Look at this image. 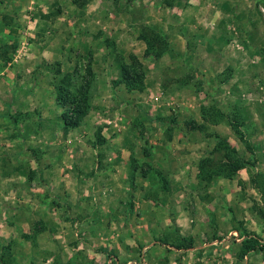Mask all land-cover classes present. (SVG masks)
Listing matches in <instances>:
<instances>
[{"label": "rangeland", "instance_id": "obj_1", "mask_svg": "<svg viewBox=\"0 0 264 264\" xmlns=\"http://www.w3.org/2000/svg\"><path fill=\"white\" fill-rule=\"evenodd\" d=\"M0 4L4 2L0 0ZM67 6L80 12L90 9L95 14L96 17H77L75 27L80 28L79 34L90 33L82 37L87 41L71 45L72 41L66 40L78 32L68 33L64 29L61 49L45 50L41 58L30 62L33 66L26 65L27 76L31 75L34 84L43 81L51 87L52 100L60 113L62 109L54 99L61 75L76 68L81 80L86 66L93 73L86 116L67 131L61 119L62 128L53 129V133H60L55 138L59 142L56 167L84 169L82 159L91 154L99 162L95 170L106 171L109 162L99 161V149L106 156L108 147L116 139H123L124 154L114 144L108 155L123 156L124 176L118 178L115 185L120 187L116 191L114 184L100 185L105 187V194L93 191L86 200L77 195L80 188L76 191L73 187L77 197L70 200L66 192L55 194L49 183L42 187L36 170L54 150L40 144L50 135H39L42 106L41 100H37L48 98L31 96L30 88L25 96L27 111H7L14 126L11 124L10 133L5 132L6 128L0 134V155L13 154L12 144L5 140L14 138L24 140L21 149L28 152L25 158H17L15 165L6 158L0 161V173L2 168L8 169L3 164L15 168L27 164L25 187L17 186L19 193L4 189L7 181L0 176V264H264V255L258 250L248 252L242 260H238L237 254L244 241V230L264 242V193L250 182L256 172L264 174V0H174L168 7L162 0H53L46 5L27 0L20 10V23L12 13L2 18L12 22L8 23L9 34L10 40H14L5 51L10 60L3 61L2 70L21 75L17 65L29 58L32 41L38 35L43 40L55 37L56 30L38 32L37 19L50 20L49 12L55 15ZM99 7L107 10L102 17L97 16L102 12L99 13ZM4 8L0 5L2 11ZM163 8L176 14L172 19L183 16L180 27L166 28L159 23ZM148 10L155 22L149 23ZM108 11L115 16L106 18ZM121 16L127 23L122 35H117V42L111 33L118 21L115 19ZM103 25L107 26L106 33L95 27ZM144 25L167 36L168 51L159 59L143 54L145 44L137 37ZM130 54L144 66L143 92L127 91L123 85L112 83L118 76L116 59L123 56L128 61ZM120 86L135 95L118 93ZM100 92L104 94L99 96ZM14 94L17 95L11 105L17 107L19 96L17 91ZM204 104H216L228 114L242 113L247 143L226 122L207 124L205 132L192 130L187 122L202 121L200 109ZM215 133L252 164L238 170L232 179L217 178L203 186L196 178V166L199 158L216 145ZM187 141L198 146L185 151ZM180 163L186 167L180 169ZM28 171L33 172L31 179ZM161 175L167 179V190L160 189ZM120 201L127 203L122 212L132 215L129 225L118 222L108 231L105 221L101 226L89 223L94 219L93 211H108ZM29 204L35 207L28 209ZM18 211L23 219L10 221L11 214ZM56 218L59 224L53 223ZM66 221L69 223H62ZM40 224L44 229L35 239L20 237V233L32 234L34 226ZM112 231L121 235L113 237ZM177 234L192 237L194 246L199 247L171 253L151 245V239L168 235L173 240Z\"/></svg>", "mask_w": 264, "mask_h": 264}, {"label": "crops", "instance_id": "obj_2", "mask_svg": "<svg viewBox=\"0 0 264 264\" xmlns=\"http://www.w3.org/2000/svg\"><path fill=\"white\" fill-rule=\"evenodd\" d=\"M4 2V4H0L3 8H6V12L2 11L3 9H0V99L2 101V103H0V134L3 133L2 130H5V132H7V130L9 131L11 128V124L13 125V121H11V118L9 116H7V111H10L12 108L15 109V111L17 112H24L27 111V106H26V102H25V96L27 95L28 91L30 90V95L31 96H35L37 99L38 98H51V99H38L37 101L41 100V119H39V124H40V131H39V135L40 136H47L50 135L47 141L43 142L40 141L41 145L46 146V148L49 146L50 150H54V154L52 153V156L47 159L46 157L44 158V164H40L39 168L37 169L35 168H31V169H37L36 170V175H37V180L39 179L40 182H42V187H44V183H49L51 190H54L56 193L55 194H64L66 192V195L70 196V200H73L74 198L77 197V195H82V199L86 200L87 199V195L93 194V191H97L96 193H99L104 195L105 194V187L100 186V185H110V184H118L117 180L118 178H121L122 176H124V172H123V167H125V165L123 164V156H120L119 154L115 153V154H110L109 153V148L114 147V144L117 146V148H119L121 150V153L124 154L125 150L123 149L124 146V142L123 139H116L114 141V144L110 145L108 147V151L107 148L105 149L104 152L107 151L106 156L103 153V149H99L100 152L98 154V159L99 161H108L109 162V167L108 170L106 171H96L94 167L99 165V162L96 161V156L95 158L92 157V155H85L84 159H82V167L84 169L78 170V171H73V170H69L68 168L66 170H63V168L60 167H56L59 165V157H57L56 155V151H57V145L59 142H57L55 140L58 139V137L60 136V133L58 132H54L53 133V129H59L62 128L59 124V122H61L60 117H59V113H60V108L58 106L55 105L54 101L52 100L53 98V94H52V89L51 87H49L48 85H45L43 83V81L40 83H36L34 84L32 81V77L31 75L27 76V72L28 70L26 69V65L30 64V66H33L32 63H30L31 61H35V59L37 58H41L44 55V51L45 50H59L61 49V44L62 42H64L65 40L62 39L61 37L63 32L65 31L64 29H68L69 32L68 33H72L74 32V30H77L78 34H73L71 35L69 39H67L66 41H72L70 42L71 45L73 44H79V42H84L87 41L85 40L84 37L88 31H86V34L80 35V28L76 29L75 24L77 22V17L82 15L83 17H87V15H93V17L95 16V14L93 13V11H91L90 9H86L83 10L82 12L76 10L75 8H69V6L62 8V10L59 11V13H55V15H52V12H49V17H51L50 20H43L40 19L41 17H39L37 19V24H38V32H46L48 30H50V32H55V37L49 39V40H43L41 36L38 35V38L34 41H32V43L29 46V50H30V56L28 59H22L24 60L18 66L17 72L21 73V75H16L13 72H6L5 69L4 71L2 70L3 67L1 64H5L3 61L6 59L7 61L10 60V58L6 57L5 51L11 48L10 43L13 42L14 40H10V24L8 23H12L8 20L2 19L3 16L6 15V13H12L15 14L17 16V20L18 23H20V10L22 8V6H24V4L26 3L27 0H1ZM38 3L40 5L42 4H47L49 2H52L53 0H37ZM6 5V6H5ZM4 8V9H5ZM2 11V12H1ZM52 11V10H51ZM102 11V12H101ZM107 10L103 11V9H101L99 7V17H102L105 15ZM149 12H147L146 17L149 21V23H152L153 20V13L152 11L150 12V10H148ZM3 13V15H2ZM47 13V12H46ZM152 13V14H151ZM163 13L164 15L162 17L159 18L160 20V24H162L163 26H165L166 28H175L177 29L178 27L181 26L182 23V15L179 16V19H172L173 17H176V14H170V10L168 8H163ZM38 15V14H37ZM114 14L111 13V11H108L107 13V17H112ZM67 16V17H66ZM115 16V15H114ZM198 16V15H197ZM196 16V17H197ZM96 17V16H95ZM120 17V16H119ZM116 18L115 20H118L115 24L114 22V29L111 33V36L113 38H115L117 40V42H120V38L117 36L120 33H122V28L123 26L127 23V19L125 17L120 18ZM200 17H202L200 15ZM68 18V20H67ZM89 18V17H87ZM219 18V16H218ZM67 20V21H66ZM107 20V19H106ZM155 22V21H154ZM156 25V24H154ZM82 26L84 27V22L82 23ZM98 31H104V33H106L105 29H107L105 25L101 26L100 28L95 26ZM101 29V30H99ZM87 30V29H86ZM218 32V30H217ZM88 34H90L88 32ZM87 34V35H88ZM122 35V34H120ZM119 38V39H118ZM100 41V40H99ZM123 41V40H122ZM65 47H67V45H64ZM121 47V46H119ZM99 48H102V46L100 45ZM17 49V46H15V50ZM10 55V54H8ZM96 62V61H94ZM70 66V63H67V67ZM4 74V76H3ZM17 86V87H16ZM18 93V99H19V104L17 105V107H12L11 102L14 100L13 98L17 95L14 93ZM116 91H118V93L120 94H130V95H135L133 92L128 93L125 89L118 88ZM104 93H99V96H102ZM7 114V115H6ZM88 117V116H87ZM86 117V118H87ZM196 121L199 122L198 117H195ZM14 126V125H13ZM21 128V127H20ZM10 133V131L8 132ZM73 133V132H72ZM71 133V134H72ZM4 134V133H3ZM6 134V133H5ZM107 134V133H104ZM53 135V136H52ZM6 143L12 144L11 147L13 148V154L10 156H6V154H2L0 155V161L6 160L8 162H12V165H15V162L17 158H22L28 155V152L25 150H22V146H21V140L20 138H14L11 139L10 141L5 140ZM3 143V142H2ZM113 143V142H112ZM191 142H186L185 144L187 145L185 148H187V150L185 151H189L190 149H192V147H197L198 144L194 143L193 145L190 144ZM4 144V143H3ZM1 145V144H0ZM22 148V149H21ZM56 148V149H55ZM124 150V152H123ZM93 152V151H92ZM10 152H7V154ZM93 159V164L90 165V162H92ZM96 163H95V161ZM176 159V158H175ZM176 161V160H175ZM96 164V165H95ZM8 164L6 163L5 165L3 164V166H6L8 169H6L5 167L2 168V172L0 173V176L5 179L6 182V186L4 187V189L6 190H15L17 193H19L21 190L18 187H25L23 186L24 183H26V171H25V167L27 166V164H25L24 166H20L19 168H15L12 165L11 166H7ZM178 167L180 169H182L183 167L185 168L186 166L183 163H180V165H178ZM6 171H5V170ZM76 180V183H75ZM20 185V186H19ZM48 185V186H49ZM18 186V187H17ZM47 187V186H46ZM73 187H75L76 191L80 188L79 192H77L78 194H76V192L72 189ZM120 187V185L115 187L113 186V190L116 191V188ZM111 191V189H109ZM69 192H71V194H69ZM60 196H58L59 198ZM62 197V196H61ZM122 202V201H120ZM69 202H67V208H69ZM127 203L126 202H122V203H115L112 208L108 211H100V210H95L93 211V215H94V219H91V221L89 222L90 224L96 225V226H101L103 225V222L105 221V224L108 226V231H111V226H115L118 225V222L121 223H128V225L130 224V221L132 222V215L128 214L125 215L122 211L124 206L126 207ZM35 207V206H34ZM34 207H32L30 204L28 205V209H33ZM37 207V206H36ZM73 208V206L71 207ZM79 208V206L77 207ZM27 209V210H28ZM81 209V208H80ZM83 209H85V207H83ZM29 212V211H28ZM74 213V212H73ZM88 213H90V211H88ZM9 214V213H8ZM69 214V213H68ZM154 214V213H152ZM22 216V214L18 211L17 213L14 212V214H11V218H9V220H18L19 222L23 219L20 218ZM57 222H54V224L58 223L59 224V220L58 218H56ZM64 220V219H63ZM16 221V222H18ZM62 223H66L68 224L69 222H62ZM112 235L113 237H118L121 235L120 232H113L112 231ZM183 236H185L184 234H181ZM151 245L153 248L155 249H159L160 251L164 252L166 251L167 247L164 245H160L158 242H156L154 239H151ZM149 246V244H148ZM197 247L199 246H195L193 249H197ZM169 252H173L177 251L172 247H168ZM168 251V250H167ZM179 251V250H178ZM250 255V254H249ZM247 258V257H246Z\"/></svg>", "mask_w": 264, "mask_h": 264}, {"label": "trees", "instance_id": "obj_3", "mask_svg": "<svg viewBox=\"0 0 264 264\" xmlns=\"http://www.w3.org/2000/svg\"><path fill=\"white\" fill-rule=\"evenodd\" d=\"M174 0H162L164 6L168 7L173 4ZM145 44L144 56H153L155 59L161 58V56L168 51L169 41L166 35H162L158 29L153 26L144 25L137 37ZM118 76L112 83L116 85H123L127 91L143 92L145 89V70L142 62L133 54L128 55V61L124 60L123 56H118ZM230 70V69H227ZM86 75L79 80L78 70L75 68L69 73H64L59 78L58 83L55 85L56 103L61 107L60 119L63 122L64 130H68L78 126L84 116L88 113L91 99V87L93 80V73L89 66H86ZM60 73V72H58ZM201 119L200 123H194L189 121L188 126L192 130L204 131L207 128V124L217 125L222 122H226L230 130L242 140L247 143L244 132V117L240 112L226 113L216 104L201 106ZM16 121V118L13 117ZM160 123H163L161 119ZM171 122H175V119H171ZM171 126H168V130ZM214 137L218 138V141L214 148L207 154L199 158L196 166V178L203 186H208L217 178L232 179L238 170L246 167L250 163L249 160L239 153V151L233 147L229 142L222 138L221 135L215 133ZM136 170V167H133ZM158 173H160L158 171ZM28 177L31 179L33 172L28 171ZM146 171H143L145 176ZM250 182L254 188L264 193V174L262 172H256L250 177ZM160 189L167 190L168 182L164 175L160 177ZM263 213V212H261ZM264 214V213H263ZM262 216L264 217V215ZM42 224L34 226L32 234L20 233V237L25 239H35L39 233L43 232L44 226ZM245 237L244 241L239 246L238 260H242L243 257L250 251L258 250L264 255V242L256 237L251 232L243 231ZM174 239H169L168 235L163 238L156 239L160 245L167 247V250H171L168 247H172L175 250H188L193 249L194 239L189 236H183L177 234L173 236ZM4 256V254H2Z\"/></svg>", "mask_w": 264, "mask_h": 264}]
</instances>
